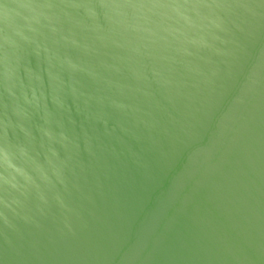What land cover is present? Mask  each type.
I'll list each match as a JSON object with an SVG mask.
<instances>
[{"label": "water", "instance_id": "95a60500", "mask_svg": "<svg viewBox=\"0 0 264 264\" xmlns=\"http://www.w3.org/2000/svg\"><path fill=\"white\" fill-rule=\"evenodd\" d=\"M0 264H264V0H0Z\"/></svg>", "mask_w": 264, "mask_h": 264}]
</instances>
